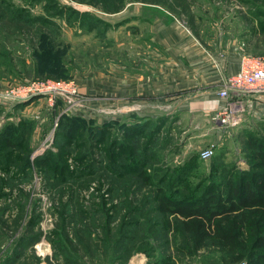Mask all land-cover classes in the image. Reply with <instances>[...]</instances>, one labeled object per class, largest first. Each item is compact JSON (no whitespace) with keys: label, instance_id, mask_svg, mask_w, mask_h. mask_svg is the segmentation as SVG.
<instances>
[{"label":"trees","instance_id":"trees-1","mask_svg":"<svg viewBox=\"0 0 264 264\" xmlns=\"http://www.w3.org/2000/svg\"><path fill=\"white\" fill-rule=\"evenodd\" d=\"M46 1L43 13L34 15L28 6L0 0V22H13L17 29L28 24L31 28L24 30H29L39 21L42 26L35 30L44 37L38 29L57 25L53 17L71 23L75 19L89 29L101 21L58 0ZM77 1L99 4L107 12L122 10L126 2ZM254 5L252 18L264 33V9ZM43 41V46L49 45ZM145 119L127 126L121 135H111L109 127L66 114L52 145L34 158L28 140L31 123L21 119L2 126L0 231L7 224V212L16 214L14 226L24 232L13 240L1 264H18L24 249L43 237L52 246V257L58 261L54 264H95L97 258L106 264H128L137 252L148 258L146 264H176L181 256L191 257L205 248H213L218 262L225 264H264V136L246 132L248 168L215 169L221 162L213 158L210 175L193 183L190 175L199 166L198 157L184 167L153 166L160 160L157 139L165 118ZM35 176L55 215L46 232H32L41 218L39 199L26 187ZM35 257L40 264L41 258Z\"/></svg>","mask_w":264,"mask_h":264},{"label":"rangeland","instance_id":"rangeland-1","mask_svg":"<svg viewBox=\"0 0 264 264\" xmlns=\"http://www.w3.org/2000/svg\"><path fill=\"white\" fill-rule=\"evenodd\" d=\"M14 1L30 7L34 15L40 14L47 2ZM58 1L80 12H89L101 21L96 28L89 29L80 27L75 19L71 23L64 18L53 17L57 25L38 29L46 35L44 37H40L35 30L38 25L42 26L39 21L29 30H24V27L31 28L28 24L21 23L23 28L17 29L13 22H0V27L4 24L3 29L0 28V129L5 123H16L21 119L30 122L32 130L28 140L32 158L52 145L59 122L66 114L78 116L94 126L109 127L111 135H121L127 126L142 124L147 117L154 122L163 117L165 121L161 123L160 137L157 139L160 160L152 163L153 166L184 167L198 157L199 166L190 175L193 183L210 175L213 158L221 162L215 163V169L220 165L221 168L234 165L241 169L248 168L245 160L246 132L264 136L263 120L247 119L245 112H242L238 124L220 129L223 132L215 142L214 156L202 160L200 151L213 143L210 132L218 127L211 119V113L207 115L208 119L201 113L198 115V111L180 113L172 105H163L161 99L164 95L155 94V99L151 100L141 93L139 96L140 91L131 93L130 85H117L116 79H132V68L137 64L135 55L145 53L152 47L150 20L158 18L168 22L176 18L189 27L201 43L214 48L216 52L237 46L243 54H264V33L257 30L258 23L252 18L256 7L254 4L264 9V0H125L124 8L117 12H107L101 5L89 1ZM146 18V22L142 20ZM43 40L49 45L43 46ZM122 68L131 73L120 75ZM33 80L65 81L69 84L59 90L58 101H49L43 96L24 105L8 101L9 90ZM71 86L76 89L73 94L69 91ZM117 86L118 89H125L122 100L116 93ZM31 188L32 198L39 199L36 206L37 214L41 217L32 232H46L55 221L52 201L43 192L40 177L35 176L26 187ZM15 215L7 212L4 215L7 224L0 231V264L13 248V240L24 232L15 228ZM29 216L30 213L23 219V226ZM23 252L18 264H37L35 256L41 258L40 264L58 262L52 257V246L45 237L26 247ZM138 254L143 253L137 252L134 260L140 256ZM181 258L176 264H225L221 259L218 262V254L213 248H205L194 256ZM102 260L97 258L95 264H106L101 263Z\"/></svg>","mask_w":264,"mask_h":264},{"label":"crops","instance_id":"crops-1","mask_svg":"<svg viewBox=\"0 0 264 264\" xmlns=\"http://www.w3.org/2000/svg\"><path fill=\"white\" fill-rule=\"evenodd\" d=\"M150 21L152 47L135 55L137 64L132 68V79L120 81L117 77L116 84L130 85L131 93L140 91L139 96L142 94L151 100L155 99L153 95L162 94L164 106L172 105L180 113L198 111V115L201 113L208 119L207 115H212L226 101L218 90L225 78L238 70L244 52L237 46L216 52L201 43L192 30L176 18L169 22L162 18ZM130 73L122 68L120 75ZM124 90L117 86L116 93L121 100L125 97ZM244 104L247 119L264 121V93L247 96ZM221 132L219 126L212 128L211 142H217ZM138 255L135 260V256L130 259L131 264H146L147 257Z\"/></svg>","mask_w":264,"mask_h":264},{"label":"built area","instance_id":"built-area-1","mask_svg":"<svg viewBox=\"0 0 264 264\" xmlns=\"http://www.w3.org/2000/svg\"><path fill=\"white\" fill-rule=\"evenodd\" d=\"M67 84L69 83L65 81L33 80L9 90L8 101L16 104L39 96L46 97L49 101L57 100V97H60L59 90ZM70 88L69 91L72 94L76 92L73 86ZM258 93H264V54H242L238 70L227 76L223 86L218 90L219 96L226 101L214 111L211 119L221 130L225 126L238 124L244 112V100L247 96ZM214 154L215 143L213 142L200 151V158L208 160Z\"/></svg>","mask_w":264,"mask_h":264}]
</instances>
